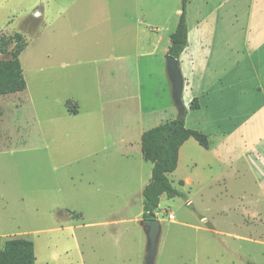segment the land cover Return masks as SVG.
Wrapping results in <instances>:
<instances>
[{"label": "rangeland", "instance_id": "374dc122", "mask_svg": "<svg viewBox=\"0 0 264 264\" xmlns=\"http://www.w3.org/2000/svg\"><path fill=\"white\" fill-rule=\"evenodd\" d=\"M142 2L159 23L181 9L180 0ZM122 5L0 0V35L19 33L27 43L19 58L26 89L0 96V249L9 239L30 240L36 264H145L140 178L146 181L151 165L134 153L117 156L114 142L121 137L107 124V118L123 117L122 126L132 129L140 106L124 100L121 78L110 84L105 66L91 61L107 52L110 37L117 50L126 39ZM175 21L168 23L170 31ZM159 63L148 68L152 74L142 66V114L173 104L164 56ZM134 86L130 81L129 88ZM68 101L79 115L67 112ZM125 105L132 115L98 114L99 106L118 112ZM232 115L233 122L241 118ZM197 116L189 110L188 123ZM187 156L168 175L181 195H163L155 211L160 235L154 264H264L262 179L243 171V164L238 172L212 167L204 173L188 163L204 157L195 151Z\"/></svg>", "mask_w": 264, "mask_h": 264}, {"label": "crops", "instance_id": "0c3cea01", "mask_svg": "<svg viewBox=\"0 0 264 264\" xmlns=\"http://www.w3.org/2000/svg\"><path fill=\"white\" fill-rule=\"evenodd\" d=\"M142 1L120 0L123 4L121 25L122 31L126 30V39L119 44L117 50L110 37L109 44L105 46L108 48L107 52L102 58L96 59L93 56L91 61L94 65L101 63L105 66L106 79L110 84L113 82L112 78H121L125 84L124 100L129 98L140 106V116L131 118L134 123L132 129L122 126L125 120L123 117L107 118L111 121H107V124L119 131L116 133L121 137L114 142V153L125 158L134 153L142 161L149 163L144 160L141 151L142 134L174 120L177 110L172 104L142 114L140 73L142 66L147 68L145 73L151 74L153 72L148 68L152 64L159 68V58L168 51L170 34L176 27L181 11L175 9L163 23H159L152 10L144 7ZM192 3L197 5L195 10L191 9ZM173 20L177 21L170 31L171 25L168 26V23ZM186 24L187 45L178 59L183 79L182 103L186 113L184 123L185 128L206 135L209 148H202L192 138L186 140L179 148L177 167L173 173L179 170L182 162L189 159L188 153L195 151L204 160L192 158L188 162L191 168L195 169L198 165L204 173H208L212 167L221 171L233 169L238 172L239 165L243 164V171L257 180L262 179L259 183L261 185L264 182V0H191L186 6ZM162 72L167 77L165 64ZM130 81L135 85L131 89ZM168 92L171 95V84ZM192 99L198 102L199 109L195 110L198 116L188 123ZM99 107V115L115 113L129 116L133 113L126 105L118 112L116 108ZM231 107L233 109L229 110ZM154 113L166 116L155 120L150 118ZM79 114L77 109V114L72 116ZM232 114H240L241 118H235L237 121L233 122V118L229 117ZM145 121L146 124L152 121L156 123L143 127ZM125 136L129 137L122 138ZM107 147L104 148L105 153H109ZM150 165L146 181L140 178L141 190L150 180L152 164ZM143 170L141 166L140 175ZM180 182L184 188L190 187L186 181L179 179L178 183ZM262 192L264 194L263 189Z\"/></svg>", "mask_w": 264, "mask_h": 264}, {"label": "trees", "instance_id": "16d2710c", "mask_svg": "<svg viewBox=\"0 0 264 264\" xmlns=\"http://www.w3.org/2000/svg\"><path fill=\"white\" fill-rule=\"evenodd\" d=\"M191 0H180L181 13L174 31L170 34V44L167 53L174 59H179L187 45L186 6ZM27 43L19 33L9 37L0 35V96L16 94L26 89L20 55ZM65 103L69 114H77L76 105L70 107ZM196 99H192L189 110H198ZM185 111L174 120L167 121L157 127L145 131L141 136V151L145 161L152 164L151 177L142 190L141 218H156L155 211L159 207L160 197L168 198L181 194L172 187L168 175L177 167L178 151L188 139H194L204 149L209 148L206 135L199 131L185 128ZM78 218L79 215H72ZM0 264H36L34 243L23 238L6 240L0 250Z\"/></svg>", "mask_w": 264, "mask_h": 264}, {"label": "water", "instance_id": "95a60500", "mask_svg": "<svg viewBox=\"0 0 264 264\" xmlns=\"http://www.w3.org/2000/svg\"><path fill=\"white\" fill-rule=\"evenodd\" d=\"M166 74L171 84V98L177 115L183 114L185 108L182 103L183 79L180 71V64L177 59L172 58L168 53L164 55ZM140 225L147 238L145 253V264H154L160 235V222L156 218L141 220Z\"/></svg>", "mask_w": 264, "mask_h": 264}, {"label": "built area", "instance_id": "2783aa9c", "mask_svg": "<svg viewBox=\"0 0 264 264\" xmlns=\"http://www.w3.org/2000/svg\"><path fill=\"white\" fill-rule=\"evenodd\" d=\"M168 218H169L170 220H173V216H172V215H169Z\"/></svg>", "mask_w": 264, "mask_h": 264}]
</instances>
